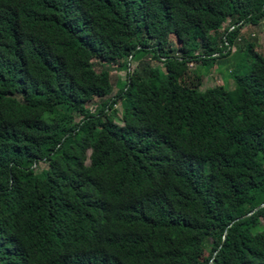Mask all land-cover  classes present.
<instances>
[{
    "label": "trees",
    "instance_id": "obj_1",
    "mask_svg": "<svg viewBox=\"0 0 264 264\" xmlns=\"http://www.w3.org/2000/svg\"><path fill=\"white\" fill-rule=\"evenodd\" d=\"M261 19L264 0H0V264H264V52L233 53L231 90L187 68ZM111 51L124 81L90 111Z\"/></svg>",
    "mask_w": 264,
    "mask_h": 264
},
{
    "label": "rangeland",
    "instance_id": "obj_2",
    "mask_svg": "<svg viewBox=\"0 0 264 264\" xmlns=\"http://www.w3.org/2000/svg\"><path fill=\"white\" fill-rule=\"evenodd\" d=\"M227 22L222 24V27H225ZM172 40V38H171ZM254 44V51L263 53L264 52V19H261L256 25L244 26L239 32L235 43L230 49L229 56L225 59L217 60L213 67L208 71H204L200 64L198 63H190L187 68L194 75H198L200 78V84L198 86V90H202L206 87L223 85L226 90H231L233 88L232 81L230 79L229 69L230 66L234 64V60H232L233 53L240 54L242 52L243 46L246 43ZM82 58L87 62H94L92 57L87 52H81ZM111 62L109 64H100L96 65L95 70L104 72L106 75V88L107 92L103 96L102 95H94L90 101L85 103V107L90 111H94L95 107L98 106L100 101L104 98L111 97L115 91L117 90L118 84H121L124 81V71L117 68V62L124 61L116 52H110ZM242 57V56H240ZM247 59V61H246ZM245 59V63L249 61L247 57ZM150 68L152 72L162 73V63L150 57L149 60ZM135 63L130 62L128 66V71L130 72ZM117 114L119 113V106L115 104L114 107ZM45 168V165L39 163L34 168V172L39 174ZM206 252H204V256H206Z\"/></svg>",
    "mask_w": 264,
    "mask_h": 264
},
{
    "label": "water",
    "instance_id": "obj_3",
    "mask_svg": "<svg viewBox=\"0 0 264 264\" xmlns=\"http://www.w3.org/2000/svg\"><path fill=\"white\" fill-rule=\"evenodd\" d=\"M264 204V202L263 203H261L258 207H260L261 205H263Z\"/></svg>",
    "mask_w": 264,
    "mask_h": 264
}]
</instances>
